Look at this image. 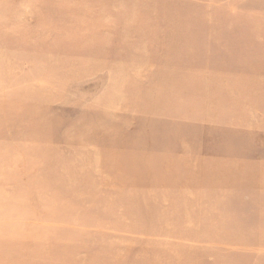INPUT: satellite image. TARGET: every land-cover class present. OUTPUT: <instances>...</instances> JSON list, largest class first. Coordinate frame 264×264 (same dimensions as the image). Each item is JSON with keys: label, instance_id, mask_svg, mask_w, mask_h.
Returning <instances> with one entry per match:
<instances>
[{"label": "rangeland", "instance_id": "obj_1", "mask_svg": "<svg viewBox=\"0 0 264 264\" xmlns=\"http://www.w3.org/2000/svg\"><path fill=\"white\" fill-rule=\"evenodd\" d=\"M0 264H264V0H0Z\"/></svg>", "mask_w": 264, "mask_h": 264}]
</instances>
